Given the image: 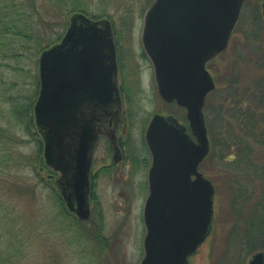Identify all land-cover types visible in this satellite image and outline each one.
Returning a JSON list of instances; mask_svg holds the SVG:
<instances>
[{
  "label": "water",
  "instance_id": "water-1",
  "mask_svg": "<svg viewBox=\"0 0 264 264\" xmlns=\"http://www.w3.org/2000/svg\"><path fill=\"white\" fill-rule=\"evenodd\" d=\"M244 1L152 0L143 14L141 43L158 92L185 108L187 126L155 113L145 130L151 185L138 264H188L209 234L214 187L198 170L210 150L203 106L215 87L206 65L227 46ZM261 6L264 15V0ZM37 71L32 112L43 161L59 173L55 185L66 208L84 220L94 144L121 116L110 20L71 14L59 41L39 53ZM247 264H264V251Z\"/></svg>",
  "mask_w": 264,
  "mask_h": 264
},
{
  "label": "rangeland",
  "instance_id": "rangeland-1",
  "mask_svg": "<svg viewBox=\"0 0 264 264\" xmlns=\"http://www.w3.org/2000/svg\"><path fill=\"white\" fill-rule=\"evenodd\" d=\"M145 1L85 0L89 17L108 14L110 18L116 50L117 84L123 99L122 109L126 110L122 129L117 133L129 139L128 150L133 143L140 141L143 144L144 128L154 113L171 114L187 124L185 109L160 97L152 64L143 50L140 34L147 8ZM261 3V0L242 3L227 46L207 63L215 83L213 90L221 86V79L228 76L233 63H239L238 55L247 43L242 33L249 30L245 24L249 25L256 13L264 24ZM239 22H244L243 26L240 31H235ZM37 60L38 57L27 60L25 67L29 71L21 72L16 79L17 83H24L21 93H32L36 84L38 92ZM7 74L13 72L9 70ZM240 74L248 80L255 72L253 67L247 66ZM8 107L6 103L0 106V129L6 136L0 138V264H138L143 256L145 233L142 209L146 191L144 185L143 191L138 184L142 172H134L133 166L129 164L127 167L123 163L115 165L108 174L99 170L93 179V192L89 195L90 216L87 220H78L66 209L55 187L59 173L37 162L38 144L34 129L29 130L24 122L15 125L8 122L5 118ZM5 156L9 158L7 163L1 161ZM109 157L108 144L98 137L92 152L90 173ZM199 170L214 187L213 214L209 234L188 258V264H247L251 254L264 251L260 247L250 253L247 251L251 236L245 233L244 223H250L251 218L256 220L250 209L253 206L250 193L236 197L234 187L230 185L231 170L217 155L204 159ZM123 172L130 174L131 180L126 183L120 177ZM245 183L249 190L251 183L249 180ZM262 221L264 230V219ZM244 241L248 245H244Z\"/></svg>",
  "mask_w": 264,
  "mask_h": 264
},
{
  "label": "trees",
  "instance_id": "trees-1",
  "mask_svg": "<svg viewBox=\"0 0 264 264\" xmlns=\"http://www.w3.org/2000/svg\"><path fill=\"white\" fill-rule=\"evenodd\" d=\"M145 3L148 6L151 0ZM87 9L85 0H0V106L9 105L5 110L8 122L14 125L24 122L29 130L34 129L38 144L37 162L42 167L46 166L41 156L42 141L32 112L37 84L32 93H21L24 83L19 84L16 79L21 72L29 71L25 67L27 60L33 61L43 49L61 38L68 15L83 12L90 16ZM92 17L109 18V15ZM243 23L239 22L235 31H240ZM249 23L245 24L249 30L242 31L247 43L238 55L239 63H233L228 76L221 79V86L207 96L203 108L210 140L206 159L219 156L231 170L230 185L234 187L236 197H244L249 192L253 200L250 209L256 220L251 218L250 223H244L245 233L251 236L249 245L244 241L248 253L255 247L264 250V230L261 227L264 219V24L259 13L254 14ZM56 26L60 30H56ZM247 66L253 67L255 74L245 80L240 71ZM9 70L13 74L8 75ZM5 137L0 129V138ZM8 160L7 156L1 158L2 162ZM247 180L251 183L249 190Z\"/></svg>",
  "mask_w": 264,
  "mask_h": 264
},
{
  "label": "flooded vegetation",
  "instance_id": "flooded-vegetation-1",
  "mask_svg": "<svg viewBox=\"0 0 264 264\" xmlns=\"http://www.w3.org/2000/svg\"><path fill=\"white\" fill-rule=\"evenodd\" d=\"M119 90H120V87H119ZM122 91L124 92L125 90H122ZM120 92H121V90H120ZM122 102H123V99L121 97V114H120L121 116H120L119 122L115 126L113 132L111 133V131H110L108 133H99V135H98V137L103 138L104 141L106 142V144H108V148L110 149V157L108 160L102 162L100 164V167L96 171L92 170L91 173L89 174L90 193L93 192V189H94L93 185H95L94 184L95 182L93 179L95 178V176L99 170H100V173H103V172L107 173L115 165L123 163L125 166L128 167V165L130 164L131 166H133V168H135L134 172H138V170L140 171V174L142 172V174H141L142 179L140 178L138 184L141 185V190H143V191H144V187H145V191H146V196L144 197V202H145V199L149 193V186L151 185V177L149 176L150 171H151V149L149 148V146L146 143L144 133H145L146 126H147L151 116L148 119L147 124H146L144 131H143V134H142L143 144L140 141H138L136 143H133L131 146V149L128 150L129 144H127V142H129V139L128 138L124 139L121 136H119V134L117 133L119 130L122 129L124 116L126 115V112H125L126 110L122 109ZM183 124H185V123H183ZM142 152H143V155H141ZM110 175H112V174H110ZM116 177H117V179H119L118 175ZM120 177H121V180L124 181V183H126L128 180H131L130 174L127 172H123ZM143 185H144V187H143ZM144 202H143V205H144ZM89 203H90V201H89Z\"/></svg>",
  "mask_w": 264,
  "mask_h": 264
}]
</instances>
